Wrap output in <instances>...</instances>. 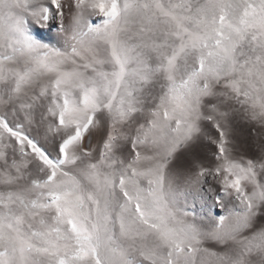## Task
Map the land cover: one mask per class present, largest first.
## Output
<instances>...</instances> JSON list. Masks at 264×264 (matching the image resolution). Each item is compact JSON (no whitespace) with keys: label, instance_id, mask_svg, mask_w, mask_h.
I'll use <instances>...</instances> for the list:
<instances>
[{"label":"snow or ice","instance_id":"snow-or-ice-1","mask_svg":"<svg viewBox=\"0 0 264 264\" xmlns=\"http://www.w3.org/2000/svg\"><path fill=\"white\" fill-rule=\"evenodd\" d=\"M0 264H264V0H0Z\"/></svg>","mask_w":264,"mask_h":264}]
</instances>
